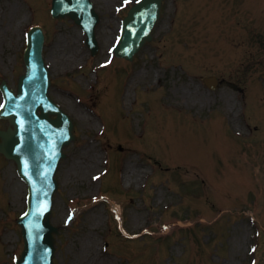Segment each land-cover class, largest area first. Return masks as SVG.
Returning <instances> with one entry per match:
<instances>
[{
	"label": "rangeland",
	"instance_id": "374dc122",
	"mask_svg": "<svg viewBox=\"0 0 264 264\" xmlns=\"http://www.w3.org/2000/svg\"><path fill=\"white\" fill-rule=\"evenodd\" d=\"M94 2L102 15L95 57L79 27L50 17L51 0H0V83L16 86L24 33L44 25L53 96L76 125L77 140L57 176L53 223L63 230L56 264H249L253 244L264 264V0H166L153 41L135 61H113L97 76L125 12L117 15L122 0ZM212 75L244 94L210 91L204 78ZM14 167L0 161V230L8 243L0 264H11V251L22 243L14 219H5L24 208ZM105 194L118 203L131 234L157 233L124 239L110 204L100 199ZM76 206L80 214L64 227ZM178 220L190 225L162 233V224Z\"/></svg>",
	"mask_w": 264,
	"mask_h": 264
},
{
	"label": "water",
	"instance_id": "95a60500",
	"mask_svg": "<svg viewBox=\"0 0 264 264\" xmlns=\"http://www.w3.org/2000/svg\"><path fill=\"white\" fill-rule=\"evenodd\" d=\"M57 3L55 4L56 9L58 10V6L60 8V12L63 14H70V16L77 21V23H81L86 30L92 34V28L94 27V24L97 22V19L95 18L96 14L92 9V6L90 4L89 0H56ZM64 1V2H62ZM152 2L146 7L147 11L151 14V5ZM63 3V4H62ZM74 8V9H73ZM77 11V15L74 13ZM93 22V24H92ZM151 27V26H150ZM146 35L145 30H142V32L137 34L138 39L142 40L143 36ZM129 36H126L125 40H128ZM90 38V42H91ZM150 36L147 35L144 37L143 42L146 40H149ZM135 41V40H133ZM135 52L132 53V56ZM131 56V57H132ZM129 57V58H131ZM28 62V61H27ZM28 64V63H27ZM29 67V64H28ZM30 71L29 75L26 79V81L31 80L35 78V93L37 95H34V97H27L26 94V87L23 91H21L20 96L15 97L12 94H9V97H7V103L5 110L9 112L10 114V122L11 124H15L16 127L14 130L10 128V130L6 133L8 135H11L12 141L11 142H4L3 144H0V152H3L4 154L8 155L11 153V150L15 148H19L22 146H26L27 150L30 149V146H28V143H31V140H33V144L36 146V148L40 151L37 153L41 160L44 162L45 166L42 168L47 169L46 164L49 162V167L53 168L55 164V160L52 157L53 154V137L51 134H49L50 131L53 130V128L48 125V123L45 122L44 119L50 121L51 123H54L58 126L61 125V122H54L50 119L49 114L46 113L45 115L39 114V109L37 110L38 106L43 107L46 111L49 112H55V109L53 108V104L49 100L48 96H40L41 86H42V78L38 76L37 74L43 69L42 65L41 67L35 63L34 65L30 63ZM40 115V116H39ZM23 119H27L24 123L22 122ZM23 123V127L22 124ZM37 131V140H34V137L30 134V131ZM73 132V125L70 126V132L69 136H63L62 133L58 134L59 138V146L60 148L62 146L69 145L70 141V135L71 138ZM8 135H3L0 133V136L7 137L9 140ZM5 137V138H6ZM52 137V138H51ZM49 139H51L52 142H49ZM73 139V138H72ZM22 140H25V142H22ZM42 141V142H41ZM22 143V146L19 145V143ZM47 151H46V149ZM29 153L32 154L33 150H29ZM45 177V175H44ZM50 185L49 181H47V187ZM57 187L56 182H54V187ZM40 194L41 197L44 195L46 196L47 192L40 188ZM40 198V196H38ZM50 213L46 216L44 220V224L48 225L51 229L52 226L50 225ZM31 219V217H27L26 220ZM41 240H43V237H41ZM44 244L45 245H51L53 246V238L52 234L48 233L46 237L44 238ZM42 258L35 260V264H49V260L46 257V262H42ZM44 261V260H43ZM30 263V262H29Z\"/></svg>",
	"mask_w": 264,
	"mask_h": 264
},
{
	"label": "bare ground",
	"instance_id": "6f19581e",
	"mask_svg": "<svg viewBox=\"0 0 264 264\" xmlns=\"http://www.w3.org/2000/svg\"><path fill=\"white\" fill-rule=\"evenodd\" d=\"M127 97H129V95H127ZM96 163H97V162L94 161V160L91 161V165H96Z\"/></svg>",
	"mask_w": 264,
	"mask_h": 264
}]
</instances>
